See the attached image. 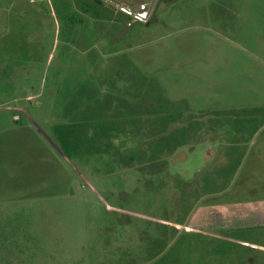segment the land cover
Returning <instances> with one entry per match:
<instances>
[{
	"label": "rangeland",
	"instance_id": "1",
	"mask_svg": "<svg viewBox=\"0 0 264 264\" xmlns=\"http://www.w3.org/2000/svg\"><path fill=\"white\" fill-rule=\"evenodd\" d=\"M52 1L49 14L46 2L0 0V130L18 139L10 169L34 177L31 264H223L234 249L175 222L204 200L219 109L264 98V0ZM106 77L112 138L95 124L94 143L70 108Z\"/></svg>",
	"mask_w": 264,
	"mask_h": 264
},
{
	"label": "crops",
	"instance_id": "2",
	"mask_svg": "<svg viewBox=\"0 0 264 264\" xmlns=\"http://www.w3.org/2000/svg\"><path fill=\"white\" fill-rule=\"evenodd\" d=\"M247 99L242 98L236 107L219 109L221 125L214 132L221 131L220 142L204 141L211 165L199 172L203 184L199 196L204 200L195 204L186 220L175 222L178 232L234 249L233 255L221 258L223 264H264V98ZM3 114L9 117L11 112ZM17 115L9 117V137L20 129L13 123L19 120ZM15 138L8 143L0 130V264H31L41 257L36 247L42 242L29 236H33L37 214L27 199L38 195L31 170L10 169L13 148L18 145ZM217 142L219 152H215ZM210 155L217 160H210Z\"/></svg>",
	"mask_w": 264,
	"mask_h": 264
},
{
	"label": "trees",
	"instance_id": "3",
	"mask_svg": "<svg viewBox=\"0 0 264 264\" xmlns=\"http://www.w3.org/2000/svg\"><path fill=\"white\" fill-rule=\"evenodd\" d=\"M58 2V0H54V5H58ZM63 4L64 9H66V13L68 14V26L69 28H75V22H79V19L76 20L75 17L77 18L78 16L74 14L75 11L70 2L66 1V3ZM58 11L60 12V9ZM58 11H56V13H59ZM92 80L93 79L82 84V87L76 91L77 95L76 93L74 94L75 102L72 104L70 110L72 115V123H79L83 130L84 128L86 129L84 130V134L86 135L85 139L97 143L99 142L98 140H96L97 134L100 135L101 129H98V126H95V124H99L102 127H105L103 130L105 132H108L109 134V130L112 128V122H114L113 120H115L114 117L110 116L109 114V110L112 109L111 104L113 103L115 98H113V93L109 92V90H113L114 82L110 80L109 77L100 80L99 84H95V82H93ZM102 91H108L109 93H107L106 96L104 95L103 98H100V93ZM81 113L84 114L81 115ZM111 138L112 132L109 139ZM172 139L173 137H171V140Z\"/></svg>",
	"mask_w": 264,
	"mask_h": 264
},
{
	"label": "flooded vegetation",
	"instance_id": "4",
	"mask_svg": "<svg viewBox=\"0 0 264 264\" xmlns=\"http://www.w3.org/2000/svg\"><path fill=\"white\" fill-rule=\"evenodd\" d=\"M13 2H23L26 5H36V2H39L40 5H43L46 2L45 5L47 6L49 14H51V8H50V5H49L50 3H51L52 8H53V4H52L53 1L52 0H21V1H19V0H9V3H13Z\"/></svg>",
	"mask_w": 264,
	"mask_h": 264
}]
</instances>
